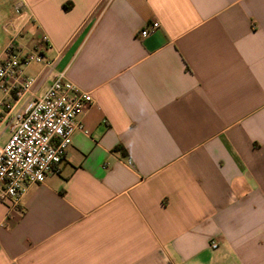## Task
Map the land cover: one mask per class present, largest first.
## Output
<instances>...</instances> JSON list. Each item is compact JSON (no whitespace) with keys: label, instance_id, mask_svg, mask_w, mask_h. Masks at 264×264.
Returning a JSON list of instances; mask_svg holds the SVG:
<instances>
[{"label":"crops","instance_id":"obj_1","mask_svg":"<svg viewBox=\"0 0 264 264\" xmlns=\"http://www.w3.org/2000/svg\"><path fill=\"white\" fill-rule=\"evenodd\" d=\"M19 1L53 66L14 114L58 72L92 104L59 174L0 201V264H264V0Z\"/></svg>","mask_w":264,"mask_h":264},{"label":"built area","instance_id":"obj_2","mask_svg":"<svg viewBox=\"0 0 264 264\" xmlns=\"http://www.w3.org/2000/svg\"><path fill=\"white\" fill-rule=\"evenodd\" d=\"M24 7L25 3L18 1L13 11L20 16ZM159 27L153 20L137 35L144 38ZM4 30L10 33L0 55V126L5 124L8 137L0 145V201L16 206L29 185L59 174L72 134L83 130L79 116L92 104V96L58 72L42 94L32 96L12 114L17 101L33 90L36 82L35 77L25 74V67L38 63L50 69L53 61L44 55L49 47L46 34L39 33L25 44L23 26L7 23ZM3 133L0 131V139ZM210 246L215 248L216 244Z\"/></svg>","mask_w":264,"mask_h":264},{"label":"rangeland","instance_id":"obj_3","mask_svg":"<svg viewBox=\"0 0 264 264\" xmlns=\"http://www.w3.org/2000/svg\"><path fill=\"white\" fill-rule=\"evenodd\" d=\"M18 1L19 0H0V54L8 38V32H6L7 30L4 31V26L17 17L13 11V5ZM24 100L25 99H23L20 104H18L15 111L13 110V114L19 109ZM0 131L2 130L0 129ZM7 137L8 134L4 132L0 139V145H3L6 142Z\"/></svg>","mask_w":264,"mask_h":264},{"label":"trees","instance_id":"obj_4","mask_svg":"<svg viewBox=\"0 0 264 264\" xmlns=\"http://www.w3.org/2000/svg\"><path fill=\"white\" fill-rule=\"evenodd\" d=\"M116 149H119V148H116ZM121 154L125 155V153H124V152H121Z\"/></svg>","mask_w":264,"mask_h":264}]
</instances>
